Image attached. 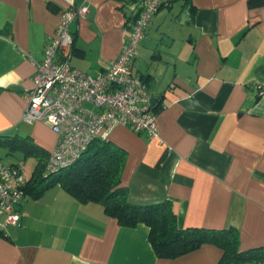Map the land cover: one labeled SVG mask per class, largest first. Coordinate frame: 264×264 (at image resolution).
Wrapping results in <instances>:
<instances>
[{
  "label": "crops",
  "instance_id": "0c3cea01",
  "mask_svg": "<svg viewBox=\"0 0 264 264\" xmlns=\"http://www.w3.org/2000/svg\"><path fill=\"white\" fill-rule=\"evenodd\" d=\"M142 1L0 0V135L29 139L44 153L55 145L49 126L25 124L21 115L33 87L32 60L43 58L62 10L89 6L69 26V62L97 75L119 53ZM132 70L156 99L159 136L123 125L108 133L127 155L121 183L128 201L169 200L181 229L233 226L242 250L264 246V90L257 87L264 85V0H166ZM4 140L0 162L23 160L32 189L37 155ZM48 182L21 201L18 224L6 235L0 230V264H216L222 254L205 243L158 257L147 225L120 224L100 203L81 202Z\"/></svg>",
  "mask_w": 264,
  "mask_h": 264
},
{
  "label": "built area",
  "instance_id": "2783aa9c",
  "mask_svg": "<svg viewBox=\"0 0 264 264\" xmlns=\"http://www.w3.org/2000/svg\"><path fill=\"white\" fill-rule=\"evenodd\" d=\"M166 0H143L140 14L130 26L119 53L104 71L90 75L70 65L72 22L89 11L86 3L61 11L55 31L44 46L43 58L32 60L33 87L26 92L21 122H41L56 135L55 145L43 165L54 174L73 164L97 138L107 139L113 126L123 125L149 138H158L156 112L143 79L132 70L138 47L152 16ZM264 90V85L258 84ZM23 160L0 162V230L18 224L19 205L26 197Z\"/></svg>",
  "mask_w": 264,
  "mask_h": 264
},
{
  "label": "trees",
  "instance_id": "16d2710c",
  "mask_svg": "<svg viewBox=\"0 0 264 264\" xmlns=\"http://www.w3.org/2000/svg\"><path fill=\"white\" fill-rule=\"evenodd\" d=\"M157 109L154 108V111ZM3 139L12 148L37 155L38 163L30 180L34 181V195L42 190V187L36 189V186L49 179L48 184L58 182L81 202L100 203L105 212L120 224L133 226L144 223L149 228L148 239L158 257L174 258L210 243L222 250L216 264H264V246L242 250L236 227L181 229L169 200L146 205L130 203L127 199L128 189L121 183L126 152L108 139L93 140L73 164L47 175L44 174L43 165L48 153L26 138L0 135V140ZM32 189L26 186L25 193Z\"/></svg>",
  "mask_w": 264,
  "mask_h": 264
},
{
  "label": "rangeland",
  "instance_id": "374dc122",
  "mask_svg": "<svg viewBox=\"0 0 264 264\" xmlns=\"http://www.w3.org/2000/svg\"><path fill=\"white\" fill-rule=\"evenodd\" d=\"M4 156H5L4 154L0 153V158H1V160L4 159ZM29 162H31V160H30V158L28 157L27 160H26V163H27L26 165H27V167H28V165H29Z\"/></svg>",
  "mask_w": 264,
  "mask_h": 264
},
{
  "label": "water",
  "instance_id": "95a60500",
  "mask_svg": "<svg viewBox=\"0 0 264 264\" xmlns=\"http://www.w3.org/2000/svg\"><path fill=\"white\" fill-rule=\"evenodd\" d=\"M156 101L155 98L151 99V104L154 105V102Z\"/></svg>",
  "mask_w": 264,
  "mask_h": 264
}]
</instances>
